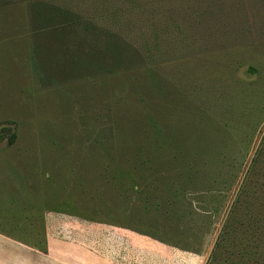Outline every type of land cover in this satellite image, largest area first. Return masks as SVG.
I'll use <instances>...</instances> for the list:
<instances>
[{
    "label": "rangeland",
    "instance_id": "rangeland-1",
    "mask_svg": "<svg viewBox=\"0 0 264 264\" xmlns=\"http://www.w3.org/2000/svg\"><path fill=\"white\" fill-rule=\"evenodd\" d=\"M41 1L0 0V205L61 197L64 241L100 264H264V0H176L177 23L142 59L153 92L139 74L47 68L58 45L35 36L32 11L53 15ZM53 1L85 13L114 2ZM147 121L170 127L165 147L143 146ZM119 137L135 138L148 169L112 146ZM110 226L126 232L122 258L90 245Z\"/></svg>",
    "mask_w": 264,
    "mask_h": 264
},
{
    "label": "trees",
    "instance_id": "trees-1",
    "mask_svg": "<svg viewBox=\"0 0 264 264\" xmlns=\"http://www.w3.org/2000/svg\"><path fill=\"white\" fill-rule=\"evenodd\" d=\"M52 1L43 0L40 2V6L47 7L53 15L46 16L43 13L35 16V11H32V19L34 18L33 21L35 20L37 25V32H34L35 36H41L39 34L41 33L44 38L58 45V47H54L56 51L50 52L54 57L53 61L45 56V61L48 62L44 65L47 68L69 67L73 72L89 71L93 73L101 71L110 74L124 72L139 74L149 92L154 91L152 86H155L156 83V73L151 66H145L149 63L142 59H152L155 55L153 53L156 51V34H158L156 29L158 28L165 35L166 32L164 31L167 24L169 22L177 23L176 11L179 8L175 3L176 0H114V2L108 3L112 7L110 12H100L99 9L104 10V8L97 6L92 7L91 12L87 11V13L70 9ZM74 3L77 5L79 1L74 0ZM99 16L114 20L117 25L116 28L110 29L99 24L97 22ZM53 22H55L56 32L49 37L47 31L43 30H48V24ZM130 34H136L138 38L134 41ZM39 42L38 45H41L42 38ZM33 64L38 68L36 62ZM103 68L104 71L101 70ZM120 69L122 71H119ZM251 70L253 69L251 68ZM157 89L159 88L157 87ZM146 124L149 130L145 133L143 146L149 150L165 147L164 145H167V142L171 140L170 127L164 124V127L161 128L155 123L151 124V121H147ZM118 133L125 135L122 130H119ZM3 138L4 135H0V140ZM7 138L8 142L11 143L15 136L11 134ZM96 143L103 155L109 156L111 161L117 160L112 158L113 155L107 151L99 137L96 138ZM113 143L112 146H116V148L134 149L135 152L131 157L132 162L135 161L134 168L138 165L139 169H148L144 165L145 160L139 156L140 146L136 143L135 138L133 141L127 142L119 137ZM116 153L119 157L124 155V151H117ZM194 155L195 153H193ZM182 156L181 152L175 154L180 162ZM146 161L152 162L150 156L147 157ZM189 169L193 171L191 167ZM171 203L176 202L174 200ZM154 204L155 208L159 207L158 203Z\"/></svg>",
    "mask_w": 264,
    "mask_h": 264
},
{
    "label": "crops",
    "instance_id": "crops-1",
    "mask_svg": "<svg viewBox=\"0 0 264 264\" xmlns=\"http://www.w3.org/2000/svg\"><path fill=\"white\" fill-rule=\"evenodd\" d=\"M15 196L0 205V264H83L78 260L83 256L99 264L104 260L87 248L64 241L61 197L40 192L26 199ZM112 230L111 226L99 230L90 245L104 247L108 259L122 258L127 252L126 232Z\"/></svg>",
    "mask_w": 264,
    "mask_h": 264
}]
</instances>
